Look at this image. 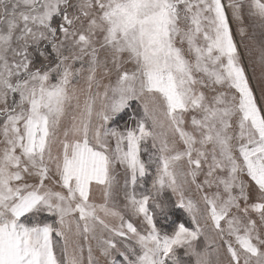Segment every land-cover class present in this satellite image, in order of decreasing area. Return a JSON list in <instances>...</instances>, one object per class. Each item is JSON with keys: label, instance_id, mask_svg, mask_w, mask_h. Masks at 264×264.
Here are the masks:
<instances>
[{"label": "snow or ice", "instance_id": "snow-or-ice-1", "mask_svg": "<svg viewBox=\"0 0 264 264\" xmlns=\"http://www.w3.org/2000/svg\"><path fill=\"white\" fill-rule=\"evenodd\" d=\"M0 264H264V0H0Z\"/></svg>", "mask_w": 264, "mask_h": 264}]
</instances>
